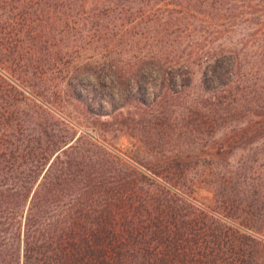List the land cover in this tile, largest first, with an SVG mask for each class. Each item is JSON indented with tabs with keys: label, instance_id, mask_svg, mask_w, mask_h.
<instances>
[{
	"label": "trees",
	"instance_id": "obj_1",
	"mask_svg": "<svg viewBox=\"0 0 264 264\" xmlns=\"http://www.w3.org/2000/svg\"><path fill=\"white\" fill-rule=\"evenodd\" d=\"M155 25L165 46L141 50L137 64L94 54L134 42L131 30L150 40ZM255 56L264 58V0H0V264H264L261 227L200 206L170 177L141 175L63 111L100 117L127 92L151 106L150 74L186 88L196 71L218 106L224 93L245 92ZM24 70L28 82H55L63 110L18 90L8 76L19 82ZM54 118L71 137L55 134Z\"/></svg>",
	"mask_w": 264,
	"mask_h": 264
},
{
	"label": "rangeland",
	"instance_id": "obj_2",
	"mask_svg": "<svg viewBox=\"0 0 264 264\" xmlns=\"http://www.w3.org/2000/svg\"><path fill=\"white\" fill-rule=\"evenodd\" d=\"M156 26L149 29L152 30L150 40L143 41L141 39L146 36L138 34L145 29L131 30L130 34L136 35L134 42L122 46L117 42L112 55L105 49L96 50L94 54L102 53V60L111 56L117 62L137 64L141 50L142 53L150 52L154 44L159 48L165 46V42L160 44L159 40H154ZM139 39L140 44H136ZM122 50L129 53L121 56ZM92 54L85 53L81 58L86 60ZM249 61L245 64V73L250 79L245 84V92L239 95L236 91L224 93L215 103L218 106L213 105L207 95L206 86L213 87V84L203 82L200 72L192 75V81L187 82L191 84L186 88L184 82L163 83L152 73L143 84V98L151 106L137 105V95L130 97L127 92L128 97L117 109L97 108L102 114L100 117L87 114L76 105L61 109L56 100L55 82L44 85L32 76L29 77L33 82H28L21 78L27 75L25 70L22 76H16L19 82L8 77L29 98L30 93L38 94L47 103L63 110L80 129L99 137L109 153L138 163L141 175L152 172L170 177L173 185L200 206L221 207L223 213L237 223L258 225L264 230V129L257 124L264 115V58L255 56ZM114 87L111 91L115 94L118 90ZM44 88L47 91L44 92ZM135 92L137 88L131 94ZM31 103L32 107H38ZM48 124L55 129L56 135L71 137L63 133L65 127L59 118L49 119ZM246 129L258 131L247 135ZM84 148L85 155L92 159L95 153L89 146ZM177 162L183 166L176 168ZM124 172L134 175L126 168Z\"/></svg>",
	"mask_w": 264,
	"mask_h": 264
}]
</instances>
